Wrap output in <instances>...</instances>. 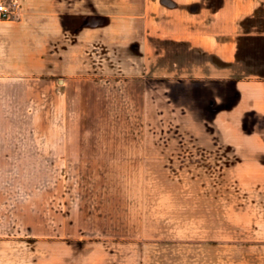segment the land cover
Segmentation results:
<instances>
[{
    "label": "crops",
    "instance_id": "crops-1",
    "mask_svg": "<svg viewBox=\"0 0 264 264\" xmlns=\"http://www.w3.org/2000/svg\"><path fill=\"white\" fill-rule=\"evenodd\" d=\"M0 264H264V0H7Z\"/></svg>",
    "mask_w": 264,
    "mask_h": 264
},
{
    "label": "built area",
    "instance_id": "built-area-1",
    "mask_svg": "<svg viewBox=\"0 0 264 264\" xmlns=\"http://www.w3.org/2000/svg\"><path fill=\"white\" fill-rule=\"evenodd\" d=\"M13 3H8L7 0H0V18H9L12 13Z\"/></svg>",
    "mask_w": 264,
    "mask_h": 264
}]
</instances>
